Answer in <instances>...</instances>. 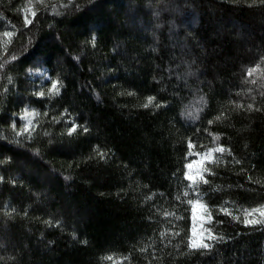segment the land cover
<instances>
[{
  "label": "trees",
  "instance_id": "1",
  "mask_svg": "<svg viewBox=\"0 0 264 264\" xmlns=\"http://www.w3.org/2000/svg\"><path fill=\"white\" fill-rule=\"evenodd\" d=\"M260 211L264 0H0V264H264Z\"/></svg>",
  "mask_w": 264,
  "mask_h": 264
},
{
  "label": "rangeland",
  "instance_id": "2",
  "mask_svg": "<svg viewBox=\"0 0 264 264\" xmlns=\"http://www.w3.org/2000/svg\"><path fill=\"white\" fill-rule=\"evenodd\" d=\"M26 113H33L30 108H26L24 110V113L22 114L24 125H29L28 121L33 119L34 115H28L25 117ZM212 153L211 157L208 159H204V157L207 156L209 152L202 153V154H196L194 158L190 161L191 164H193V168L189 170L187 168V175L191 174L198 179L201 176L202 168L205 163L210 162L213 160L214 152L210 151ZM202 161V162H201ZM195 214V218H194ZM193 224H192V231H191V244L193 240L203 239V242L210 243L211 240L208 239V232L210 231L208 228L209 219L205 211V207L202 206L200 203L195 202L193 204ZM195 230V235L193 234ZM201 233H203V237H201ZM194 248H201V247H194Z\"/></svg>",
  "mask_w": 264,
  "mask_h": 264
},
{
  "label": "snow or ice",
  "instance_id": "3",
  "mask_svg": "<svg viewBox=\"0 0 264 264\" xmlns=\"http://www.w3.org/2000/svg\"><path fill=\"white\" fill-rule=\"evenodd\" d=\"M29 10H30V9H29ZM32 15L35 16V13L33 12ZM26 23H27V24H30V23H31V20H27V18H26ZM4 35H5L6 37H10V36H11V33H9V32H5ZM94 40H95V38L93 37V42H94ZM13 59H15V57H13ZM249 74H251V72H250ZM50 92H55L56 94L59 93V88H58V86H57L56 83H53V84H52V87H51V89H50ZM39 95L43 96L44 93H43V92H40ZM149 103H151V98L149 99ZM145 106H147V105H145ZM249 107H251V105H249ZM28 115H35V113H26V114H25V117H27ZM28 124L31 125V120L28 121ZM13 126H15V125H13ZM27 130H28V129H27V127H26V128H25V131H27ZM75 130H76L75 128H72V131H75ZM18 134H19V133H18ZM189 147L191 148L192 145L190 144ZM215 151H217V152H223L224 149H223V148H217V149H215ZM211 155H212V153L209 152V153L207 154V156L204 157V159H208L209 157H211ZM201 162H202V161H201ZM187 168H188L189 170H191V169L193 168V164L189 163V164L187 165ZM201 178H202V177H201ZM186 179H188L189 181H192V183L195 184V181H196V177H195V176H193V175H191V174H188V175L186 176ZM204 182L207 183L206 180H205ZM185 195H187V193H185ZM190 203H191V201H190ZM256 211H259V210L254 209L253 212H248L246 215H247V216H252L253 213L256 212ZM260 215H261V216H264V211H260ZM194 218H195V214H194ZM208 219L211 220V216H209ZM262 222H264V221H260V220H256V219H252V220L245 219V223H246V224H248V223H251V224H257V223H262ZM193 234L195 235V230H194V233H193ZM201 237H203V233H201ZM208 239H209V240H213V239H215V237L212 235V233H211L210 231L208 232ZM191 246H192V247H204V248H208V247H210V245H209L208 243L203 242V239H202V238H201V239H198V240H193ZM109 259H111V257H109Z\"/></svg>",
  "mask_w": 264,
  "mask_h": 264
}]
</instances>
